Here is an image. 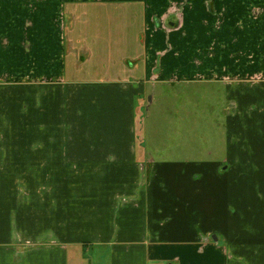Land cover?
I'll return each mask as SVG.
<instances>
[{"label":"crops","instance_id":"obj_1","mask_svg":"<svg viewBox=\"0 0 264 264\" xmlns=\"http://www.w3.org/2000/svg\"><path fill=\"white\" fill-rule=\"evenodd\" d=\"M0 33L37 70L0 88V264H86L88 249L111 264H264V170L248 153L240 168L236 153L227 169L157 163L135 129L148 85L221 80L230 117L249 115L246 144H264L250 50L264 0H0Z\"/></svg>","mask_w":264,"mask_h":264},{"label":"rangeland","instance_id":"obj_2","mask_svg":"<svg viewBox=\"0 0 264 264\" xmlns=\"http://www.w3.org/2000/svg\"><path fill=\"white\" fill-rule=\"evenodd\" d=\"M57 20V17L52 16L44 18L45 41L48 43H52L56 36ZM2 33L0 41H5ZM22 47H26V44H22ZM236 49L240 53L239 44ZM250 50L254 61L253 75L260 77L262 67L260 63L264 61V44H251ZM250 50L243 49L242 52ZM10 52L9 44H0V88L35 84L37 71L35 65L17 63V57ZM210 54L214 52L207 56ZM242 54L245 56L247 52ZM202 60L203 58L196 59L197 65ZM216 67H222L217 75L226 71L225 75L230 74L231 68L227 63H221ZM228 84L221 80L207 79L148 85L147 92L136 100L135 129L140 144L138 148L140 146L144 148L147 157L157 163H177L184 168L193 167L195 164L208 166L209 163H220V168L227 169L235 153L238 154L236 166L240 168V164L244 167L242 157L248 153L249 161L246 162V168L264 170V144H246L247 134L250 136L255 134L246 128V123L250 124L249 115L242 113V116L230 117L233 113L235 86ZM235 122L239 125L234 133V130L230 129V124ZM235 136L237 144L230 145L229 137L231 141ZM253 151L257 152L256 156L250 157ZM260 203L262 202L255 198L246 205L257 210ZM221 247L227 248L224 244H221ZM96 252L98 251L91 249L83 252L86 264H111L109 256L103 257V253L98 252L97 255Z\"/></svg>","mask_w":264,"mask_h":264},{"label":"water","instance_id":"obj_3","mask_svg":"<svg viewBox=\"0 0 264 264\" xmlns=\"http://www.w3.org/2000/svg\"><path fill=\"white\" fill-rule=\"evenodd\" d=\"M215 241H216V238H215Z\"/></svg>","mask_w":264,"mask_h":264}]
</instances>
